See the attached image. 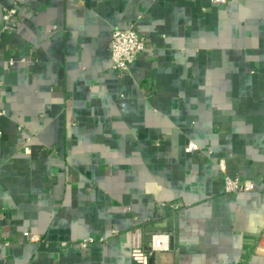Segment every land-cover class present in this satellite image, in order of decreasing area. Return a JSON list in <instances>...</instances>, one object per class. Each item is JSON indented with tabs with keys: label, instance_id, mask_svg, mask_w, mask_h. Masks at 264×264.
<instances>
[{
	"label": "crops",
	"instance_id": "0c3cea01",
	"mask_svg": "<svg viewBox=\"0 0 264 264\" xmlns=\"http://www.w3.org/2000/svg\"><path fill=\"white\" fill-rule=\"evenodd\" d=\"M0 110V264H136L139 225L172 231L159 263L264 264V0H0Z\"/></svg>",
	"mask_w": 264,
	"mask_h": 264
},
{
	"label": "built area",
	"instance_id": "2783aa9c",
	"mask_svg": "<svg viewBox=\"0 0 264 264\" xmlns=\"http://www.w3.org/2000/svg\"><path fill=\"white\" fill-rule=\"evenodd\" d=\"M214 4H223L226 0H210ZM19 18L15 6H11L3 13V30L11 31L18 24ZM149 44L147 37L139 34L133 26L127 28H115L110 37V58L112 67L119 72H126L130 65L135 61L137 56ZM13 61L9 60V64ZM3 114V110H0ZM198 149V146L189 142L186 145L187 151ZM24 152L28 151V146H23ZM217 168L222 175L224 182V193L234 194L238 192L253 191L255 189L253 180L249 178L232 177L226 173L225 162L222 158L217 160ZM160 206H165L169 211V217H173L180 209L179 203L172 201L169 203H161ZM29 240H38L35 234L30 232L25 233ZM143 235L147 236V242L142 241ZM172 231L170 229L146 230L142 225L136 226L131 232V248L130 258L136 264H168L159 263L157 256L169 250ZM0 240L6 245L9 244V238L2 236ZM90 240H82L78 243L80 247H85ZM63 246L69 245L67 242L61 243ZM173 264V263H172Z\"/></svg>",
	"mask_w": 264,
	"mask_h": 264
}]
</instances>
